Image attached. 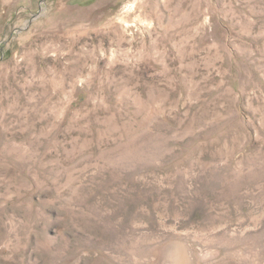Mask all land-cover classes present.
Here are the masks:
<instances>
[{"label": "rangeland", "instance_id": "1", "mask_svg": "<svg viewBox=\"0 0 264 264\" xmlns=\"http://www.w3.org/2000/svg\"><path fill=\"white\" fill-rule=\"evenodd\" d=\"M0 264H264V0H0Z\"/></svg>", "mask_w": 264, "mask_h": 264}]
</instances>
